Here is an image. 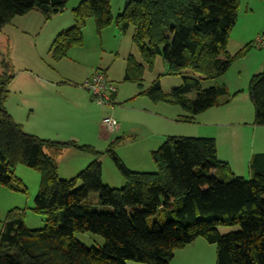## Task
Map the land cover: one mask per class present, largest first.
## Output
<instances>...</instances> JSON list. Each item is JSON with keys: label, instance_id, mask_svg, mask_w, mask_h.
I'll return each instance as SVG.
<instances>
[{"label": "trees", "instance_id": "1", "mask_svg": "<svg viewBox=\"0 0 264 264\" xmlns=\"http://www.w3.org/2000/svg\"><path fill=\"white\" fill-rule=\"evenodd\" d=\"M68 1L0 0V30L32 10L46 17L59 13ZM238 5L239 0H125L113 20L110 0H82L72 10L75 25L54 39L52 56L60 60L81 47V28L90 18L97 32L112 21L122 32L132 29V42L147 67L160 56L168 75H198L182 77L168 95L158 80L143 92L153 103L179 106L188 114L185 119H192L228 95L225 86L202 89L200 83L220 78L250 47L233 57L226 50ZM0 67V186L19 190L13 186L20 185L13 175L17 165L35 170L40 184L33 211L46 216L43 229L29 230L19 212H8L0 230V264H169L177 250L198 238L215 246L216 264H264V154L251 158L252 176L245 180L217 159L213 139L167 137L150 154L154 173L127 170L109 146L105 153L125 183L110 188L101 181L100 152L74 141L40 139L14 122L5 108L13 74L5 60ZM143 68L128 57L124 80L140 81ZM191 92L193 100L186 97ZM248 96L253 125L264 127V72L251 77ZM70 148L94 160L74 178L61 180L57 159ZM158 211L168 219L147 225ZM220 227L237 231L221 235ZM75 233L101 237L102 248L85 247Z\"/></svg>", "mask_w": 264, "mask_h": 264}, {"label": "rangeland", "instance_id": "2", "mask_svg": "<svg viewBox=\"0 0 264 264\" xmlns=\"http://www.w3.org/2000/svg\"><path fill=\"white\" fill-rule=\"evenodd\" d=\"M80 1L69 0L61 12L48 17L32 10L13 18L0 30V64L5 60L13 74L5 107L30 135L52 141H74L100 152L98 162L103 170V185L121 189L124 179L105 153L109 145L127 170L154 173L156 169L147 148L157 142L159 145H154L157 150L168 136H184L182 134L190 127L181 121L187 113L179 106L153 103L143 92L158 80L160 91L168 95L180 87L182 77L197 79L198 75L190 71L180 76L168 75V67L160 56L154 59L151 68L147 67L132 42V29L122 32L112 21L97 32L92 18L81 28L82 46L70 49L66 57L55 60L51 45L57 35L75 25L72 10ZM124 2L110 0L113 20L122 12ZM259 37H264V1L239 0L236 23L230 31L226 50L233 57L245 46L250 47L243 56L231 62L220 78L200 83L202 89L214 84L224 85L228 95L219 98L218 107L239 111L246 120L254 111L248 96L249 81L253 74L264 72V47L255 45ZM130 56L144 67L140 81L124 80ZM95 71L103 73L116 88L115 101L111 105H97L83 86ZM48 91L52 94L46 98ZM186 97L193 100L195 93ZM105 117L116 122L113 134L102 129ZM107 135L114 140L109 145L104 141ZM159 140L162 141L159 143ZM93 160L88 153L73 148L65 150L57 159L59 179L74 178ZM234 166L236 176L249 180L247 165ZM13 175L20 182L13 186L19 190L0 186V230L12 210L21 214L27 229H43L46 216L33 211L40 184L38 172L17 165ZM167 219L164 211H158L146 219V224L150 226ZM235 231L237 227L218 228L221 235ZM74 239L87 248L103 246V239L90 233H75ZM126 264L141 263L127 261ZM169 264H216V248L198 238L177 250Z\"/></svg>", "mask_w": 264, "mask_h": 264}, {"label": "crops", "instance_id": "3", "mask_svg": "<svg viewBox=\"0 0 264 264\" xmlns=\"http://www.w3.org/2000/svg\"><path fill=\"white\" fill-rule=\"evenodd\" d=\"M51 94L52 91H48L45 95L46 98ZM115 96L116 93L111 97V103H114ZM225 108L227 107L221 106L208 109L192 117V119H185V117H188V114L186 116H183L181 118V121L186 123L187 126H190L187 129L188 132L186 134H182L184 136L174 137L186 136L192 138L213 139L215 142L217 159L221 162L226 163L229 166L230 170L233 172V174H235L233 170V165H235L236 167H242L244 165H247L248 176L251 178L252 173L249 168L251 158L256 154H264V127H258L253 125L254 111L253 114L250 115V118L246 120V118L243 117V114L241 112ZM6 110L11 116V118L14 120V122L21 125L23 129L26 128L25 126L20 124V122H17L14 119L13 114L8 110V107L6 108ZM24 132L30 134L28 130H25ZM113 133L114 131L112 132V134ZM104 141L107 145L114 142V140H111V136L108 135L104 137ZM161 141L162 140H159V143ZM154 145L156 146L159 144L155 142L153 146H149L147 148L149 152L155 151ZM102 179L103 170L101 169V181ZM102 183L104 184L103 181Z\"/></svg>", "mask_w": 264, "mask_h": 264}, {"label": "built area", "instance_id": "4", "mask_svg": "<svg viewBox=\"0 0 264 264\" xmlns=\"http://www.w3.org/2000/svg\"><path fill=\"white\" fill-rule=\"evenodd\" d=\"M255 45L259 48L264 47V37H259L255 41ZM83 86L97 105H111V97L116 93V88L107 80L103 73L95 71L94 74L83 83ZM116 126V122L113 118H103L102 129L104 131L112 133Z\"/></svg>", "mask_w": 264, "mask_h": 264}]
</instances>
